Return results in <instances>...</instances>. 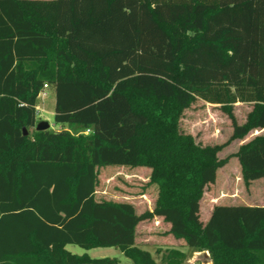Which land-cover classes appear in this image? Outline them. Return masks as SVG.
Wrapping results in <instances>:
<instances>
[{"label":"trees","instance_id":"16d2710c","mask_svg":"<svg viewBox=\"0 0 264 264\" xmlns=\"http://www.w3.org/2000/svg\"><path fill=\"white\" fill-rule=\"evenodd\" d=\"M45 85L61 129H36ZM198 99L230 118L224 143L181 129ZM237 103L252 105L242 123ZM263 128L264 0H0V264H184L179 248L157 261L137 244L154 217L212 264H264V206L215 204L201 219L229 160L218 152ZM232 156L246 186L264 179V133ZM108 165L150 170L151 210L97 198Z\"/></svg>","mask_w":264,"mask_h":264},{"label":"rangeland","instance_id":"374dc122","mask_svg":"<svg viewBox=\"0 0 264 264\" xmlns=\"http://www.w3.org/2000/svg\"><path fill=\"white\" fill-rule=\"evenodd\" d=\"M46 95L38 99V106L41 109L38 120H46L54 130L61 129L62 124L54 122L55 93L51 88L45 89ZM252 105L248 103H237L233 112L238 122L242 123ZM181 129L191 133L195 139L202 144H220L228 140L232 134L231 120L228 115L215 104H210L198 99L190 108L185 110L181 119ZM64 128H69L65 124ZM75 132V128H70ZM236 140L218 152L219 158L229 157L228 162L217 171L216 182L206 189L201 202V219L206 221L209 217L208 210L212 202L222 204V198L233 204H244L253 200L258 205L264 198V179L260 178L245 185L240 174V162L237 157L232 156L238 150ZM150 170L143 167H122L108 165L101 168L99 184L97 186V198L111 199L117 201H128L135 205L138 213L152 208L157 196V188L149 184ZM252 198V199H251ZM246 205V204H244ZM137 244L150 251L154 258L159 261L160 255L156 250L161 246L164 250L167 247H175L187 253L184 264H204L205 258L202 255L194 256V251L186 245L182 239L173 236L167 239L165 236L166 227L163 222L158 225L153 220H145L139 223ZM67 249L75 254H88L93 258L111 257L122 263H130L131 260L117 247H94L85 249L76 244L67 245Z\"/></svg>","mask_w":264,"mask_h":264},{"label":"crops","instance_id":"0c3cea01","mask_svg":"<svg viewBox=\"0 0 264 264\" xmlns=\"http://www.w3.org/2000/svg\"><path fill=\"white\" fill-rule=\"evenodd\" d=\"M263 133H264V128H263V129H254V130L250 131L249 134L246 135L243 139H236V141L239 142V143H238V149H239L240 145H242V144H244V143L250 141V140L253 139L255 136L260 135V134H263ZM234 141H235V140H234ZM240 174H241V169H240ZM241 176H242V174H241ZM256 180H257V179H256ZM256 180H254V181H256ZM254 181H252L251 183H253ZM251 199H252V198H251ZM221 200L224 201L222 204H225V205H237V204H233V203H231V202H227V198H222ZM201 202H202V201H201ZM254 203H257V202L253 200L252 202H247V203H244V204H246V205H250V206H255L256 204H254ZM213 205H215L214 202H212V204H211V206H210V209L208 210V214H210V212H211V208L213 207ZM258 205H260V206H264V198L262 199V201H261L260 203H258ZM149 209L151 210L152 208H149ZM152 220H153L154 224H156V225H158L160 222H163V224H164L165 227H166V230H168L169 227H170L169 223L164 222L160 217H154ZM138 227H139V226H138ZM166 230H165V231H166ZM137 233H138V229H137ZM164 237H166L167 239H169V237H171V235H170V234H165ZM159 247H161V246H159ZM66 248H67V247H66ZM194 253H195V255H196V256H194L195 258H196L198 255H202V256L205 258V262H204V264H212V261H211V259H210V257H209V253H208L207 251H203V252H194Z\"/></svg>","mask_w":264,"mask_h":264},{"label":"water","instance_id":"95a60500","mask_svg":"<svg viewBox=\"0 0 264 264\" xmlns=\"http://www.w3.org/2000/svg\"><path fill=\"white\" fill-rule=\"evenodd\" d=\"M50 127V123L46 120H41L37 123L36 125V129L37 130H46ZM24 134L26 135L27 134V130L26 128H24Z\"/></svg>","mask_w":264,"mask_h":264},{"label":"built area","instance_id":"2783aa9c","mask_svg":"<svg viewBox=\"0 0 264 264\" xmlns=\"http://www.w3.org/2000/svg\"><path fill=\"white\" fill-rule=\"evenodd\" d=\"M46 88H47V85H45L44 90L40 93V97H44L46 95V91H45ZM36 109H37V115H40V113L42 112L40 107L37 106Z\"/></svg>","mask_w":264,"mask_h":264}]
</instances>
